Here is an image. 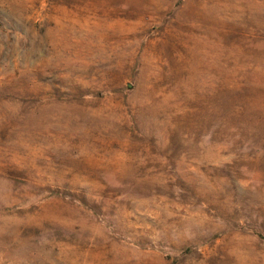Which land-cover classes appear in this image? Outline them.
Listing matches in <instances>:
<instances>
[{
	"label": "rangeland",
	"instance_id": "1",
	"mask_svg": "<svg viewBox=\"0 0 264 264\" xmlns=\"http://www.w3.org/2000/svg\"><path fill=\"white\" fill-rule=\"evenodd\" d=\"M0 264H264V0H0Z\"/></svg>",
	"mask_w": 264,
	"mask_h": 264
}]
</instances>
